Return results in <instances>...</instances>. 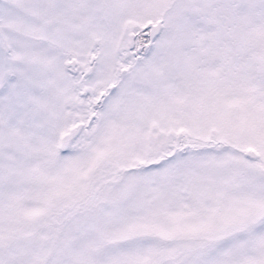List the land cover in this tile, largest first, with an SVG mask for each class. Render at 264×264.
I'll list each match as a JSON object with an SVG mask.
<instances>
[{"label": "snow or ice", "instance_id": "1", "mask_svg": "<svg viewBox=\"0 0 264 264\" xmlns=\"http://www.w3.org/2000/svg\"><path fill=\"white\" fill-rule=\"evenodd\" d=\"M0 264H264V0H0Z\"/></svg>", "mask_w": 264, "mask_h": 264}]
</instances>
